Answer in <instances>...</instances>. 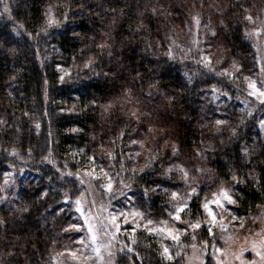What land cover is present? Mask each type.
<instances>
[{
  "label": "trees",
  "instance_id": "1",
  "mask_svg": "<svg viewBox=\"0 0 264 264\" xmlns=\"http://www.w3.org/2000/svg\"><path fill=\"white\" fill-rule=\"evenodd\" d=\"M179 2L0 0V182L11 171L23 183L16 210L4 208L0 187V264H49L70 208L62 210L64 201L81 192L69 172L109 153L116 171L128 145L149 135L155 143L140 155L142 172L126 174L135 193L163 179L165 166L156 160L176 146L174 157L195 160L199 152L222 180H238L242 213L264 207L257 115L238 106L217 112L207 102L212 91L235 97L244 96L242 89L167 51L174 28L190 19ZM254 3L227 0L224 13L222 37L245 72L253 63L245 13ZM151 94L161 96L150 102ZM201 204L195 197L186 213L201 216ZM197 234L208 240L206 229ZM117 264L183 262L166 259L159 241L139 234Z\"/></svg>",
  "mask_w": 264,
  "mask_h": 264
},
{
  "label": "rangeland",
  "instance_id": "2",
  "mask_svg": "<svg viewBox=\"0 0 264 264\" xmlns=\"http://www.w3.org/2000/svg\"><path fill=\"white\" fill-rule=\"evenodd\" d=\"M186 2L180 0L179 3L188 7L190 19H183L174 28L171 34L174 37L167 45L168 53L182 63L187 61L236 82L244 96H225L212 91L207 95V102L216 107L217 112L224 113L238 106L251 116L257 115L258 132L264 140V96L260 95L264 92V0H255L245 13L244 40L253 56L248 72L231 55L222 37L227 0ZM251 84L255 87H250ZM160 94H151L149 101H155ZM224 108L227 110L223 111ZM150 129L154 130L153 123ZM152 139L151 135L134 139L126 151L128 159L121 156L122 164L116 171L114 158L109 153L105 159L93 160L91 167L69 172L75 173L81 192L74 200L66 198L64 201L62 210L68 205L70 208L59 226L60 239L54 243L48 263L117 264L121 254L132 250L138 235L146 234L160 242L166 259L179 258L183 264H207L208 258L213 259V264H264V207L252 216L242 213L237 200L238 180L233 179L231 183L222 180L209 170L201 153H197L195 160L174 157L178 153L176 146L169 157L166 152L160 153V160L156 161L165 166L163 179L135 193L127 170L131 174L142 172L138 169L139 162L155 143ZM162 148L165 150L164 146ZM14 176V172L7 171L0 182L7 210H16L20 205L19 191L23 183H17ZM222 190H227L235 203L224 202L223 208L216 204L214 201L222 199ZM197 196H201L203 213L194 217L191 210L186 212ZM177 209L183 210L177 212ZM177 214L180 220L175 219ZM212 215L216 216L215 222ZM197 223L199 227L191 226ZM203 229L208 232V240L200 242L196 235ZM172 235L179 239L173 240Z\"/></svg>",
  "mask_w": 264,
  "mask_h": 264
},
{
  "label": "snow or ice",
  "instance_id": "3",
  "mask_svg": "<svg viewBox=\"0 0 264 264\" xmlns=\"http://www.w3.org/2000/svg\"><path fill=\"white\" fill-rule=\"evenodd\" d=\"M5 11H7V6H5ZM248 19H251V17H248ZM250 87H255V85L254 84H251L250 85ZM260 95L261 96H264V92H261L260 93ZM218 123H220L219 121H218ZM108 187L110 188L111 187V185L109 184L108 185ZM193 191H195V189H193ZM176 195V193H173V196H175ZM221 196H222V199H217L216 201H214L216 204H218L220 207H225V203L224 202H226L227 204H233V203H235V200L233 199V197L228 193V191L227 190H222L221 191ZM204 207L207 209L208 208V205L207 204H205L204 205ZM183 209H177V212H179V211H182ZM227 210V209H226ZM209 214L211 215L212 213H211V210H209ZM234 219H239V217H233ZM175 219H177V220H180V216L177 214L176 215V217H175ZM113 220H115V217H113ZM212 221L213 222H215L216 221V216L215 215H212ZM148 223L149 224H151L152 223V221H148ZM192 227H199V224L197 223V224H194V225H191ZM241 226H243V225H241ZM118 225H117V229H118ZM221 227H223V225H221ZM171 231V230H170ZM177 231H179V230H177ZM209 232H211V228H209ZM172 239L173 240H178L179 239V237L177 236V235H172ZM164 251H165V253H167L168 252V249L167 248H165L164 249ZM259 254V253H258ZM170 258V257H169Z\"/></svg>",
  "mask_w": 264,
  "mask_h": 264
}]
</instances>
